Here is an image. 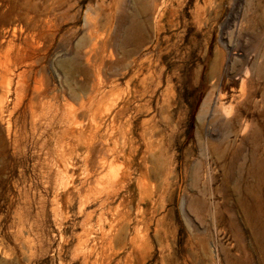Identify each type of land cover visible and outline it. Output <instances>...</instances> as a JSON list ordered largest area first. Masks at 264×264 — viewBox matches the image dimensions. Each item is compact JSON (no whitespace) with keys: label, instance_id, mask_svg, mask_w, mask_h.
Wrapping results in <instances>:
<instances>
[{"label":"rangeland","instance_id":"rangeland-1","mask_svg":"<svg viewBox=\"0 0 264 264\" xmlns=\"http://www.w3.org/2000/svg\"><path fill=\"white\" fill-rule=\"evenodd\" d=\"M254 6L264 17V0H0V35L8 32L0 63L10 67L7 74L0 67L5 106L0 117V264H133L132 258H124L123 244L134 235L135 225L143 235L148 227L156 228L157 219H163L159 239L166 234L172 249L163 264H221L210 253L209 242L218 243L227 232L208 211L197 212L190 195L204 189L210 202L212 174L218 170L210 147L222 139L234 146L241 139L223 113L230 107L235 115L240 107L242 113L264 115V76L258 80L259 64H264V19L254 22ZM140 26L146 40L134 49L128 33ZM13 30L14 41L8 43ZM93 44L99 48L90 65L85 58ZM18 53H27L30 64L25 92L32 98L38 92L34 102L41 105L34 104V119L23 106L15 110L9 129L15 84L24 68L14 64ZM94 83L104 95L91 101ZM205 98H210L211 110L197 128ZM55 108L60 119L53 117ZM69 111L82 120L77 119L81 134L75 140L64 121ZM247 148L240 147V157H247ZM114 151L133 152V168L143 176L137 172L126 180L128 163L122 157L110 163ZM139 153L144 157L137 163ZM234 166L232 179L237 176ZM246 244L253 250L248 233ZM156 245L154 237L155 253ZM252 257V264H261L255 251Z\"/></svg>","mask_w":264,"mask_h":264},{"label":"bare ground","instance_id":"bare-ground-1","mask_svg":"<svg viewBox=\"0 0 264 264\" xmlns=\"http://www.w3.org/2000/svg\"><path fill=\"white\" fill-rule=\"evenodd\" d=\"M165 1V0H163ZM155 4V3H154ZM163 4V3H162ZM155 9V8H154ZM253 19L254 22H259L261 20L264 19V17L258 12V7L254 6L253 7ZM8 32H4L2 35H0L2 38H0V47L1 44L5 41L6 36H7ZM14 33L15 30L12 31V34L9 38V40L7 41L8 43H11L14 37ZM128 42H130L132 48H136L138 46H141L145 40L146 37L144 36V34L142 33V27H138V29H136L135 32H131L128 33ZM7 40V39H6ZM22 44V43H21ZM91 44V43H90ZM24 50L26 51L28 45H29V40L27 35L25 36L24 39ZM32 45V44H31ZM30 45V46H31ZM154 45V44H153ZM21 46V45H20ZM21 48V47H19ZM21 48V49H22ZM32 48V47H30ZM99 47L96 46V44H93L90 51L86 53V62H89V64L91 65L92 63H90V60L94 59L97 55L95 54V49H97ZM21 49H18V51L20 50L22 52ZM133 49V50H134ZM23 50V51H24ZM29 50V47H28ZM27 50V51H28ZM86 50V49H85ZM25 53V52H24ZM28 53V52H27ZM26 53V54H27ZM112 53V52H111ZM26 54H19L16 55L17 57L15 58L16 61H14V64H18V67L21 65L24 68L22 69V71L20 73H18V79L16 81V86H15V95H16V101L14 103V106L12 108V112L10 113L8 118V126L9 129L11 127L12 129V125L14 124V120L12 119V115L14 114L15 110H22V106L23 108H26L30 111L31 116L34 119V108L36 107L34 104H38L35 103L34 100L35 98H37L38 96V90L37 92V96L33 97L32 96L29 98L28 94L25 92V88L27 87L26 82L24 79V74L28 71V65L27 62L25 61V59H27ZM113 54V53H112ZM26 56V57H25ZM29 56V55H28ZM112 58V57H111ZM1 59V58H0ZM30 59V58H29ZM110 59V58H109ZM262 59V58H261ZM12 61V60H8ZM94 61V60H93ZM154 61V60H153ZM262 61V60H261ZM259 62V61H258ZM11 63V62H10ZM260 63V62H259ZM98 64V63H97ZM97 64L95 66H97ZM12 65V64H11ZM260 65V74H259V78L258 80H261L264 76V64H259ZM13 66V65H12ZM94 66V65H93ZM0 67L2 69L5 70V73L8 72V69L10 68L8 63H4L1 62L0 63ZM14 68H16L15 66H13ZM91 69V68H90ZM247 69V68H246ZM150 71V70H149ZM152 71V70H151ZM4 72V71H3ZM2 72V73H3ZM29 72V71H28ZM140 72V71H139ZM143 72V71H142ZM153 72V71H152ZM164 72V71H163ZM248 72V71H246ZM136 73V72H135ZM150 73V72H149ZM7 74V73H6ZM94 74L96 75V81L99 82L100 78H99V74L97 71V68L94 69ZM85 75V74H84ZM137 75L139 76V74L137 73ZM149 75V74H148ZM162 75V74H161ZM5 76V75H4ZM86 76V75H85ZM137 76V77H138ZM142 76V75H141ZM159 76V75H158ZM248 76V75H247ZM133 77V76H132ZM132 77L128 78L129 80L132 79ZM135 77V78H137ZM94 78V79H95ZM134 78V77H133ZM156 78V77H155ZM2 79V78H1ZM5 79V78H4ZM102 79V78H101ZM145 75L144 77H141V83H145ZM154 79V77L152 78ZM245 79V78H244ZM133 80V79H132ZM158 80V79H157ZM247 80V79H245ZM244 80V82H245ZM2 81V80H1ZM27 81V80H26ZM94 81V80H93ZM128 81V80H127ZM139 81V80H138ZM147 81V80H146ZM105 82V81H104ZM158 82V81H157ZM162 82V81H161ZM166 82V81H165ZM127 83V82H126ZM155 83V82H154ZM160 83V82H159ZM249 83V82H248ZM129 84H131L129 82ZM140 84V83H139ZM153 84V83H152ZM157 84V83H155ZM162 84V83H161ZM245 84V83H244ZM93 85V84H92ZM142 85V84H141ZM140 85V86H141ZM96 84L94 83L93 86H91V93L94 92V96L91 97V101H93V98L95 99L98 95L100 97H103V93L99 92L96 89ZM146 86V85H145ZM156 86V85H155ZM95 87V88H94ZM151 87V85H150ZM149 87V89H150ZM94 88V89H93ZM28 89V88H27ZM142 89V88H141ZM152 89H156L155 87ZM32 90V89H30ZM29 90V91H30ZM27 91V90H26ZM34 91V89H33ZM146 91V90H145ZM148 91V90H147ZM32 92V91H31ZM35 92V93H36ZM136 92V91H135ZM140 92V91H139ZM153 93H155V90L152 91ZM160 92V91H159ZM34 93V92H33ZM32 93V94H33ZM137 93V92H136ZM141 93V92H140ZM152 93V94H153ZM135 95V94H134ZM157 95V93H156ZM82 96V95H81ZM87 96V95H86ZM160 96V95H159ZM41 97V96H40ZM85 97V96H84ZM46 98V97H45ZM87 98V97H86ZM153 98V97H152ZM172 98V97H171ZM208 98V97H207ZM207 98L203 99L200 103L199 106V110L196 116V126L197 128H202V124L206 119V116L208 114V112L211 110V104H209L208 99ZM121 99V98H120ZM170 99V98H169ZM175 99V98H174ZM39 100V99H38ZM37 100V101H38ZM41 100V98H40ZM148 100V99H147ZM145 100V101H147ZM157 100V99H156ZM168 100V99H167ZM42 101V100H41ZM40 101V102H41ZM123 101V100H122ZM153 101V99H152ZM151 101V103H152ZM155 101V100H154ZM171 101V100H170ZM173 101V100H172ZM150 102V101H149ZM174 102V101H173ZM80 103V102H79ZM82 103V101H81ZM92 103V102H91ZM90 103V104H91ZM112 103V102H111ZM156 103V102H155ZM172 103V102H170ZM158 104V103H156ZM156 104L154 106H156ZM173 104V103H172ZM39 105V104H38ZM41 105V104H40ZM39 105V106H40ZM79 105V104H78ZM114 105V104H113ZM121 105V104H120ZM163 105V104H161ZM176 105V104H174ZM76 106V105H75ZM74 106V107H75ZM141 106V105H140ZM151 106V105H150ZM224 106V105H223ZM91 106H89L90 108ZM171 107V105H170ZM177 107V106H176ZM221 107V106H220ZM4 108L5 106L3 105L2 101L0 100V117H2L3 113H4ZM54 108V107H53ZM51 107V109H53ZM111 108V107H110ZM115 108V107H114ZM120 107H118L119 109ZM127 109V106L125 107ZM138 108V107H137ZM136 108V109H137ZM160 108H164L160 106ZM166 108L167 105H166ZM173 108V107H172ZM225 108V107H224ZM25 109V110H26ZM36 109V108H35ZM56 109V108H55ZM59 109V108H58ZM58 109L55 110L54 116L56 119H60L59 116V111ZM71 109V108H69ZM76 109V108H75ZM74 109V110H75ZM124 109V110H126ZM171 109V108H170ZM210 109V110H209ZM229 112H224L222 117L225 118H230L231 122H232V127L235 129L234 133H237L241 136V139L239 141L238 144H235L234 146L231 145V143L229 144V141L226 140H221V142L217 145H210V159L212 161V164H215L218 168V170H214L213 174H212V178L215 181V186L213 187L212 191L210 192V202L206 199V193H204V189H199V191L196 193L195 191L191 192L190 195V200L191 203L194 204L193 208H195V210H197V212L202 213V212H207L208 211V216H211L212 219L214 220L215 224L217 227H219V229L224 230L225 232H227L226 236L220 240L218 243L217 242H209V248H210V253L214 256V259H218L221 264H252L253 260H252V254L253 251H255V253L258 255L260 263L264 264V115L260 114L259 116H255V115H249L246 113H242V109L239 107L235 113V115H232V108L229 107ZM17 110V111H18ZM92 110V109H91ZM90 110V111H91ZM108 110V109H107ZM120 110V109H119ZM156 110V108H155ZM155 110L153 112H155ZM172 110V109H171ZM171 110H169L171 112ZM228 110V109H227ZM27 111V110H26ZM85 111V109H84ZM88 111V110H87ZM105 111V110H103ZM102 111V113H103ZM109 111V110H108ZM116 111V110H115ZM140 111V110H139ZM157 111V110H156ZM159 111L162 112V110L159 109ZM158 111V112H159ZM168 111V110H167ZM165 111V112H167ZM183 111V110H182ZM19 112V111H18ZM52 112V111H51ZM50 112V113H51ZM80 112V111H79ZM25 113V111H24ZM81 113V112H80ZM116 113V112H115ZM22 114V113H21ZM114 114V113H113ZM112 114V116H113ZM121 114H124L123 111ZM160 114V113H159ZM164 114V113H163ZM167 114V113H166ZM211 114V113H210ZM244 114V115H243ZM28 115V114H27ZM83 115V112H82ZM87 115V112L86 114ZM116 115V114H115ZM156 114H154L155 116ZM168 115V114H167ZM174 115V113H173ZM90 117V114L88 115ZM110 116V117H112ZM131 116V115H130ZM159 116V115H158ZM245 116V117H243ZM28 117V116H27ZM52 117V116H51ZM52 117V118H53ZM153 117V116H152ZM258 117L260 118V120H257ZM54 118V119H55ZM64 116L62 117V121H63ZM79 118H80V114H79ZM79 118H77V115L74 114V112L69 111L64 118L65 122H69L68 124H70V128H69V133L71 132L72 138L75 140L77 138V135L80 133H78V129L79 127L77 126V119L79 120ZM85 118V117H84ZM88 118V117H87ZM157 118V117H156ZM165 118V117H164ZM164 118L162 119V122L164 120ZM168 119L170 117H167ZM172 118V117H171ZM179 118V117H178ZM83 119V118H81ZM109 119V118H108ZM154 119V118H152ZM159 119V118H158ZM219 119V118H218ZM217 119V120H218ZM89 120V119H88ZM151 120V119H150ZM157 120V119H156ZM50 120H48L49 122ZM80 121V120H79ZM82 121V120H81ZM80 121V122H81ZM168 121V120H166ZM170 121V119H169ZM168 121V122H169ZM172 121V119H171ZM219 121V120H218ZM54 122V121H53ZM142 122V121H141ZM140 122V123H141ZM160 122V121H159ZM180 122V121H179ZM61 123V122H60ZM83 123V122H82ZM114 123V122H113ZM154 123H156V121H154ZM153 123V124H154ZM158 123V122H157ZM156 123V124H157ZM167 123V122H166ZM165 123V124H166ZM65 124V123H64ZM145 124V123H142ZM152 124V125H153ZM178 124V123H177ZM32 125V124H31ZM73 125V126H72ZM151 125V126H152ZM172 125V124H171ZM72 126V127H71ZM81 126V125H80ZM83 126V125H82ZM123 126V125H122ZM150 126V127H151ZM155 126H159L155 125ZM207 126V124H206ZM134 127V126H132ZM162 127V126H161ZM167 127V125H166ZM172 127V126H171ZM174 127V126H173ZM37 128V127H36ZM49 128V127H48ZM47 128V129H48ZM131 128V127H130ZM142 128V127H141ZM169 128V127H168ZM205 128V127H204ZM33 129V128H32ZM35 129V128H34ZM46 129V130H47ZM138 129V128H136ZM148 129V128H147ZM153 129V127H152ZM170 129V128H169ZM84 130V128H83ZM82 130V133H83ZM134 130V129H132ZM144 130V129H142ZM204 130V129H203ZM233 130V129H232ZM231 130V131H232ZM33 131V130H31ZM37 131V130H36ZM116 131V130H115ZM136 131V130H135ZM146 131V130H145ZM151 131V130H150ZM163 131V128H162ZM172 131V130H171ZM200 131V129H199ZM211 131V130H209ZM230 131V132H231ZM45 132V131H44ZM137 132V131H136ZM144 132V131H143ZM149 132V131H148ZM159 132V131H158ZM203 132V131H202ZM132 133V131H131ZM140 133V132H139ZM147 133V132H146ZM229 133V130H228ZM233 133V132H232ZM81 134V133H80ZM122 134V133H121ZM138 134V133H137ZM144 134V133H143ZM155 134V133H154ZM164 136H168L165 135V133H163ZM200 134V133H199ZM204 134V133H202ZM207 134V133H205ZM231 134V133H229ZM133 135V134H132ZM131 135V136H132ZM136 135V134H135ZM82 136V135H79ZM129 136V135H128ZM151 136V135H150ZM154 136V135H153ZM163 136V137H164ZM171 136V135H169ZM168 136V137H169ZM233 136V135H232ZM230 136V137H232ZM14 137H15V132H14ZM33 137V136H31ZM141 137V135H140ZM173 137V136H171ZM170 137V138H171ZM135 138V136H134ZM165 138V137H164ZM203 138V137H201ZM222 138V137H221ZM224 138V137H223ZM109 139V138H108ZM127 139V138H126ZM144 139V138H142ZM148 139V138H147ZM132 140V137H131ZM150 140V139H149ZM149 140L147 141V144L149 142ZM154 140V139H153ZM158 140V139H157ZM164 140H168V139H164ZM163 140V141H164ZM174 140V139H173ZM232 140V139H231ZM20 141V140H19ZM136 141V140H134ZM152 141V140H151ZM155 141V140H154ZM170 141V140H169ZM167 143H171L170 142ZM220 141V140H219ZM235 141V140H234ZM123 142V141H122ZM144 142V141H143ZM204 142V141H203ZM202 142V143H203ZM134 143V142H133ZM145 143V142H144ZM150 143V142H149ZM153 143V142H152ZM158 143V142H157ZM166 141L164 142L165 145ZM175 142H173L172 144H174ZM210 143V142H209ZM218 143V142H217ZM233 143V142H232ZM123 144V143H122ZM132 144V142H131ZM130 144V145H131ZM163 144V143H161ZM171 144V146H172ZM117 145V144H116ZM124 145V144H123ZM134 145V144H133ZM136 145V144H135ZM138 145H140L138 143ZM138 145L136 147H138ZM160 145V144H158ZM205 145V144H204ZM242 145H246L247 148V157L243 158L240 157V147ZM143 146V145H141ZM148 146V145H146ZM170 146V145H168ZM115 147V146H114ZM124 147V146H123ZM133 147V146H132ZM145 147V145H144ZM143 147V148H144ZM160 148L162 146H159ZM164 147V146H163ZM173 147V146H172ZM127 148V147H126ZM129 145H128V149H129ZM135 148V146H134ZM133 148V149H134ZM147 148V147H146ZM145 148V149H146ZM166 148V147H165ZM169 148V147H168ZM200 148V147H199ZM203 148V147H202ZM131 149L132 151H137V149L135 148L134 150ZM154 149V147H153ZM172 149V148H171ZM142 150V149H141ZM144 150V149H143ZM151 152L150 154L147 155H151L152 152V148L150 149ZM158 150V148L156 149ZM163 150V149H162ZM167 150V149H166ZM174 150V149H173ZM204 150V149H203ZM209 150V149H208ZM119 151V150H118ZM126 151V150H125ZM134 151V154H135ZM140 151V150H138ZM202 151V150H201ZM159 152V150H158ZM168 153V151H165ZM115 151L113 152V156L112 159L110 160L112 162H115L117 160L120 159V157H122L127 163H128V170L126 171V180H131L132 179V174H136L137 172H140L139 170H137V168H133V166H135V163L132 157H134L131 153V151L126 154V153H116L114 154ZM164 153V152H163ZM173 153V151H172ZM201 153V152H200ZM162 154V153H160ZM202 154V153H201ZM112 155V154H111ZM140 155V153H139ZM164 155V154H163ZM177 155V154H176ZM136 156V155H135ZM158 156V155H157ZM167 156V155H165ZM242 156V155H241ZM104 157V156H103ZM144 157V154L140 155V157L137 160V163L140 162ZM170 157V156H169ZM185 157V156H184ZM203 157V156H202ZM164 158V157H163ZM158 159L159 158L158 156ZM169 159V158H168ZM209 159V158H208ZM171 160V159H170ZM183 160V159H182ZM108 161V160H107ZM150 161V160H149ZM166 161V160H165ZM163 161V162H165ZM176 161V160H175ZM158 163H160V161H156ZM103 163V162H102ZM122 163V162H121ZM166 163V162H165ZM207 163V162H206ZM63 164V163H62ZM113 164V163H112ZM161 164V163H160ZM158 164V166L160 165ZM163 164V163H162ZM167 164V163H166ZM177 164V163H176ZM200 164V163H199ZM198 164V165H199ZM69 165V164H68ZM137 165V164H136ZM165 165V164H164ZM170 165V164H169ZM175 165V164H174ZM173 165V167H174ZM202 165V164H201ZM235 165L234 167H236L237 170V176L235 178H231V168L232 166ZM119 166V165H118ZM148 166V165H147ZM197 166V165H196ZM66 167V166H65ZM73 167V166H72ZM110 167V166H109ZM115 167V166H114ZM123 167V166H122ZM126 167V166H125ZM161 167V166H160ZM212 167V166H211ZM64 168V167H63ZM112 168V166H111ZM117 168V167H116ZM149 168V167H147ZM163 168V167H161ZM166 168V167H165ZM168 168V167H167ZM166 168V169H167ZM201 168V167H200ZM160 169V168H159ZM199 168H197L198 170ZM233 169V168H232ZM107 170V169H106ZM161 170V169H160ZM176 170V168H175ZM196 170V171H197ZM119 171V170H118ZM200 171V170H199ZM1 172V169H0ZM116 172V170H115ZM198 172V171H197ZM100 173V172H99ZM104 173V172H103ZM163 170H162V174H163ZM199 173V172H198ZM207 173V172H206ZM110 174V173H109ZM108 174V175H109ZM144 173L140 172V176H143ZM161 174V176H162ZM194 174V173H193ZM200 174V173H199ZM68 175V173H67ZM91 175V174H90ZM107 175V174H106ZM115 175V174H114ZM196 175V174H195ZM209 174L207 173V176ZM69 176V175H68ZM139 176V177H140ZM198 176V175H197ZM210 176V175H209ZM137 177V176H136ZM138 177V178H139ZM199 177V176H198ZM205 177V176H204ZM115 178V177H114ZM141 178V177H140ZM144 180H146V177H142ZM161 178V177H160ZM166 178V177H165ZM194 178V176H193ZM104 179V178H103ZM111 179V178H110ZM175 179V178H174ZM195 179V178H194ZM193 179V180H194ZM211 179V178H209ZM142 180V179H141ZM163 180V179H161ZM165 180V179H164ZM169 180V179H168ZM177 180V178H176ZM199 180V179H198ZM206 180V179H205ZM212 180V181H213ZM119 181V180H118ZM123 181V180H120ZM119 181V182H120ZM200 181V180H199ZM81 182V181H80ZM138 181H136L137 183ZM143 182V181H140ZM139 182V183H140ZM145 182V181H144ZM198 182V181H197ZM111 183V182H110ZM116 183L118 184V182L116 181ZM124 183V182H123ZM126 183V182H125ZM138 183V184H139ZM162 183V182H160ZM194 183V182H193ZM212 183V182H210ZM146 183H144L145 185ZM143 184L141 183V186ZM143 185V186H144ZM149 185V184H148ZM160 185V184H159ZM163 185V184H161ZM213 185V183H212ZM131 186V185H130ZM194 186V184L192 185ZM196 186V185H195ZM207 186V185H206ZM127 187V186H126ZM149 187V186H146ZM153 187V185H152ZM160 187V186H159ZM158 187V188H159ZM172 187V186H171ZM200 188V186H198ZM114 188V187H113ZM145 189V187H142V189ZM194 187H192L193 190ZM205 188V187H204ZM66 189V188H65ZM131 189V188H130ZM129 189V190H130ZM161 188H159L160 190ZM163 189V188H162ZM171 189V188H170ZM198 189V188H197ZM196 189V190H197ZM207 189V188H206ZM132 190V189H131ZM148 190H145V193H148ZM144 191V190H143ZM152 191H149V194H152ZM113 192V191H112ZM130 192V191H129ZM163 192V191H162ZM186 192V191H185ZM188 192V191H187ZM193 192L196 193V195H193ZM58 193V192H57ZM126 193V192H125ZM158 193V192H157ZM173 193V192H172ZM190 192H188L189 194ZM143 194V192H142ZM141 194V196H142ZM108 195V194H106ZM110 195V194H109ZM132 195V194H131ZM135 195V194H134ZM148 195V194H147ZM156 195V194H155ZM171 195V194H170ZM173 195V194H172ZM148 198L145 201H149L151 198L150 195L147 196ZM156 198V196H155ZM158 198V197H157ZM110 199V198H109ZM142 199V198H141ZM159 199V198H158ZM138 200V198H137ZM164 200V199H162ZM161 200V201H162ZM147 201V202H148ZM157 201V200H156ZM160 201V203H161ZM184 199L182 201V203L184 204ZM144 202V201H143ZM104 203V202H103ZM158 203V201H157ZM159 203V204H160ZM138 205V202L137 204ZM161 205V204H160ZM139 207V205H138ZM147 207V206H146ZM154 207V206H153ZM152 207V208H153ZM162 207V206H161ZM158 208L160 209V207L158 206ZM153 210V209H152ZM158 210V209H157ZM151 212V211H150ZM155 212V211H154ZM153 213V212H152ZM151 213V214H152ZM85 215V214H84ZM150 215V213H149ZM210 217V218H211ZM150 217H148L147 219H149ZM155 218V217H154ZM157 218V217H156ZM136 220V219H135ZM163 220V219H162ZM161 219H157L156 220V228L153 229L152 228H147L145 229L146 231H144L145 233L142 232L143 235L140 234V232H138V230L136 229V225L135 228L133 227L132 231L134 233V235L129 239L128 243L123 244L122 248L126 249L125 252V256L124 258H126V260H128L129 258L133 259V264H148L152 261L153 264H163V262L166 261L167 258H170V256H172V249L170 251L168 245L166 244V234L164 236H161V238L159 239V224L162 222ZM208 220V219H207ZM130 221V220H129ZM140 221V220H139ZM148 221V220H147ZM127 222V221H126ZM137 222V221H135ZM213 222V221H212ZM132 223V222H130ZM129 223V225H130ZM149 223V222H148ZM161 225V224H160ZM148 226V225H147ZM112 228V227H111ZM129 228V226H128ZM162 228V227H161ZM126 229V228H124ZM137 230V231H136ZM154 232L152 234V232ZM132 233V234H133ZM161 233V232H160ZM246 233H248L253 241V250L246 244ZM123 234V233H122ZM120 234V235H122ZM163 235V234H162ZM154 237L156 239V243H157V248H156V253L154 251L155 248H152V243L154 240ZM112 240V239H110ZM126 242V241H125ZM155 244V243H154ZM174 249V247H173ZM118 251V250H117ZM115 252V250H114ZM175 252V251H174ZM117 253V252H116ZM114 256V255H113ZM258 260V261H259ZM131 261H129L130 263ZM172 262V261H169ZM174 264V263H172ZM177 264H180L177 263Z\"/></svg>","mask_w":264,"mask_h":264}]
</instances>
